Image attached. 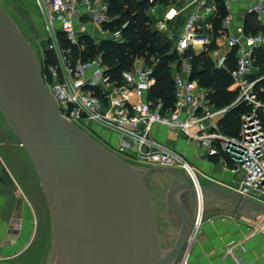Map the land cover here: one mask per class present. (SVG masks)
Returning <instances> with one entry per match:
<instances>
[{
    "label": "built area",
    "instance_id": "2783aa9c",
    "mask_svg": "<svg viewBox=\"0 0 264 264\" xmlns=\"http://www.w3.org/2000/svg\"><path fill=\"white\" fill-rule=\"evenodd\" d=\"M153 4L158 0H142ZM44 25V44L35 53L44 81L59 115L83 131L92 126L111 133L115 143L105 142L119 157L151 168L184 170L195 187L203 209V195L196 170L184 153L158 141L153 131L163 126L175 132L192 147L198 159L218 157L222 167L233 175V190L264 205V73L254 62L264 60V35L246 33L248 15L264 23V0H251L238 16L225 4L226 16L214 34L216 4L210 0H169L161 16L163 23L184 14V22L169 44L175 60L170 63L173 102L151 97L156 85L157 58L137 57L127 69L116 72L108 63L102 45L124 44L127 22L117 26L119 16L110 10L108 0H35ZM182 6L178 7L177 4ZM215 36V37H214ZM235 51V67L227 61ZM206 53L213 68L225 71L232 83L228 91L236 99L217 106L209 90L193 78L194 55ZM264 64V63H263ZM253 76V79L250 77ZM245 105L234 135L225 134L223 121L235 108ZM100 138V134H97ZM195 151H199L198 154ZM141 168V167H139ZM198 212V210H197ZM202 213V212H201ZM201 217L173 264H187L190 248Z\"/></svg>",
    "mask_w": 264,
    "mask_h": 264
},
{
    "label": "water",
    "instance_id": "95a60500",
    "mask_svg": "<svg viewBox=\"0 0 264 264\" xmlns=\"http://www.w3.org/2000/svg\"><path fill=\"white\" fill-rule=\"evenodd\" d=\"M0 113L36 169L62 240L58 264L174 263L190 226L180 195L195 187L183 179L168 192L181 226L173 248L164 251L142 171L61 118L35 53L1 4ZM200 191L227 196L264 216V205L234 191L202 185ZM89 217L92 233L85 226Z\"/></svg>",
    "mask_w": 264,
    "mask_h": 264
},
{
    "label": "crops",
    "instance_id": "0c3cea01",
    "mask_svg": "<svg viewBox=\"0 0 264 264\" xmlns=\"http://www.w3.org/2000/svg\"><path fill=\"white\" fill-rule=\"evenodd\" d=\"M250 2L224 0L235 17ZM6 3L10 4L8 0ZM16 3L20 4L18 0ZM0 4L4 6L2 0ZM176 6L182 5L179 3ZM180 16L185 18L184 14ZM254 65L259 73H264V64L258 58ZM1 117L0 113V264H7L30 246L36 215L23 190H28L29 184H35L38 178L29 160H26L28 168L19 165L24 160V149L13 135L8 134L6 123L1 121ZM153 135L168 146H178L185 155L189 152L190 163L201 177L202 182L199 181V184L234 191L233 175L229 169L222 167L218 157L197 159L192 147L183 138L163 126H156ZM202 195L203 209L201 206L200 215L198 213L201 223L190 248L187 264H264V218L260 211L239 205L221 194L203 192ZM185 206L190 209L188 202ZM188 213L191 223L195 215H191L190 211ZM179 219L178 213L175 219L171 218L172 227L177 225Z\"/></svg>",
    "mask_w": 264,
    "mask_h": 264
},
{
    "label": "rangeland",
    "instance_id": "374dc122",
    "mask_svg": "<svg viewBox=\"0 0 264 264\" xmlns=\"http://www.w3.org/2000/svg\"><path fill=\"white\" fill-rule=\"evenodd\" d=\"M2 1L4 2V4H2L4 6L2 7L17 24L24 37L27 39L33 52L38 54L41 51L42 46L45 45L44 38L46 37V31L45 25L41 17L39 16L38 11L35 8V6H37L35 0H18L20 3L19 5L16 3V0H8L10 4L6 3L7 0ZM168 5H171L169 4V0H158L153 4L147 6L146 15L150 20L151 29L157 30V25H162L161 16L168 7ZM183 22L184 17L180 16L179 18H176L175 20L170 23H167L166 25L163 23V31H161L163 32V37L161 39L162 44L169 45L173 42V40L177 37V34L179 33ZM258 23L261 25V27H264V23ZM214 26L215 24H213V27ZM220 27L221 23L218 28ZM259 32L261 33V31H258V33ZM1 118V121L6 123L8 134L13 135V137H15V140L17 141L16 136L12 132L11 128L8 126L3 116ZM92 128V131L84 132L90 135L100 144L109 147L106 145L105 142L109 141L111 144L115 143V138L111 133L99 129L97 126L94 125L92 126ZM97 134H100V138ZM170 147L175 148L173 147V145H170ZM176 149L180 151L179 149L181 148H178L177 146ZM23 152L24 160L21 161L19 165L23 166V168H28L26 160H29L30 162L31 160L27 155L26 151L24 150ZM185 156H187V160L190 161V159L188 158V156H190L189 152ZM122 159L134 168L142 171L141 178L148 187L149 193L154 204L158 232L161 239V247L164 251L171 250L177 240L178 232L181 226V219H179V222L177 221L176 226L172 227L173 225L171 218L175 219L177 213L168 203V192L175 185L181 183L183 179L187 180L190 183V177L184 170H175L168 168L150 169L145 167L144 165L130 162L124 158ZM33 171L35 176L38 178L35 168H33ZM196 176L198 178V181L202 182L198 172H196ZM23 191L27 195V198L29 199L32 207V211L36 215V220L34 222L33 237L28 249L23 251L16 258L11 259L9 261L7 260V264H56L57 261L62 262L60 260L61 256L58 260L59 244L62 243V240L57 234V229L52 219L49 204L47 202V198L41 187L39 179L35 184H29L28 190L26 189ZM180 196V202L184 205L188 202V204H190V209H187L188 212L190 211L191 215H195L193 222L190 223V229L188 231L189 233L194 227V221L196 219V215L199 213L200 203L198 209L196 193L186 192ZM93 221H91L90 217L86 220L85 226H87L89 232L91 230L93 231ZM171 228L174 230L171 231Z\"/></svg>",
    "mask_w": 264,
    "mask_h": 264
},
{
    "label": "trees",
    "instance_id": "16d2710c",
    "mask_svg": "<svg viewBox=\"0 0 264 264\" xmlns=\"http://www.w3.org/2000/svg\"><path fill=\"white\" fill-rule=\"evenodd\" d=\"M108 2L111 12L119 16L117 26L120 27L126 22L128 24L123 30L126 37L124 44L116 45L106 42L102 45L108 63L116 72H119L129 68L137 57L149 59L150 56H155L158 60L155 72L156 85L151 91V97L163 99L171 104L173 102V79L170 63L175 60V54L170 53L168 45L162 44L163 32L150 28V20L146 15L147 6L150 4L142 0H108ZM210 2L215 3L217 7L213 34L216 36L221 20L224 19L227 12L224 0H210ZM244 26L248 34H256L261 31L264 35V27H261L252 15L245 17ZM234 52L231 53L227 61L229 69L235 67ZM257 56L258 61L264 63L261 56L259 54ZM192 62L193 78L198 81L200 86L209 90V98L213 103L217 106H225L236 99L237 93L227 90L232 83L230 76L225 71L215 70L206 53L194 55ZM250 79H253V76ZM248 110L247 106L242 105L230 111L223 121L224 133L228 135L236 133L240 114Z\"/></svg>",
    "mask_w": 264,
    "mask_h": 264
},
{
    "label": "bare ground",
    "instance_id": "6f19581e",
    "mask_svg": "<svg viewBox=\"0 0 264 264\" xmlns=\"http://www.w3.org/2000/svg\"><path fill=\"white\" fill-rule=\"evenodd\" d=\"M199 192H200V189L198 190ZM200 203V209H201V202H199ZM200 213V212H199ZM198 217H199V215H198ZM264 222V221H263ZM62 261V260H61ZM60 262V261H59ZM61 263V262H60ZM56 264H58V261H57V263Z\"/></svg>",
    "mask_w": 264,
    "mask_h": 264
}]
</instances>
